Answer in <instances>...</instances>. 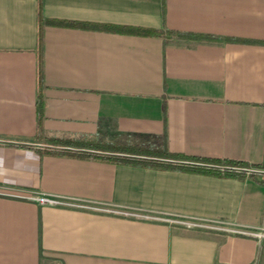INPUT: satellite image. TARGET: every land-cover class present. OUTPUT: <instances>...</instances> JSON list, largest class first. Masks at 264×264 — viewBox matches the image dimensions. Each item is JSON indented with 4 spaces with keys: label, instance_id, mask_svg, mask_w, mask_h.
<instances>
[{
    "label": "crops",
    "instance_id": "obj_1",
    "mask_svg": "<svg viewBox=\"0 0 264 264\" xmlns=\"http://www.w3.org/2000/svg\"><path fill=\"white\" fill-rule=\"evenodd\" d=\"M50 138L264 165V0H0V264H264V239L30 198L264 228L259 176L47 153Z\"/></svg>",
    "mask_w": 264,
    "mask_h": 264
},
{
    "label": "trees",
    "instance_id": "obj_2",
    "mask_svg": "<svg viewBox=\"0 0 264 264\" xmlns=\"http://www.w3.org/2000/svg\"><path fill=\"white\" fill-rule=\"evenodd\" d=\"M40 6V5H39ZM47 22L43 19L41 9L39 7V50H42L43 26ZM127 32L141 33L145 35H153L165 37L170 35L169 30H125ZM188 37L199 38L202 36L186 34ZM38 120L39 125L44 115V101L42 89L44 87L43 60L39 56L38 67ZM47 147L59 148L62 150L49 149L47 153H74L80 157L104 158L111 161L132 164L141 167H154L162 169H178L185 171H193L211 175H222L232 177H251L257 178L259 174H264V165H250L248 163L218 159V158H202L192 157L180 153L169 151L165 147H147L139 144H116L114 142H93V141H78L70 139L50 138L46 139Z\"/></svg>",
    "mask_w": 264,
    "mask_h": 264
},
{
    "label": "built area",
    "instance_id": "obj_3",
    "mask_svg": "<svg viewBox=\"0 0 264 264\" xmlns=\"http://www.w3.org/2000/svg\"><path fill=\"white\" fill-rule=\"evenodd\" d=\"M258 176L264 180V174H259ZM30 198L42 205L64 206L141 220L163 222L169 225L181 226L188 229H201L264 239V228H251L249 226L239 225L225 220H209L179 214L154 213L126 206H116L81 199L62 198L49 195H32Z\"/></svg>",
    "mask_w": 264,
    "mask_h": 264
},
{
    "label": "rangeland",
    "instance_id": "obj_4",
    "mask_svg": "<svg viewBox=\"0 0 264 264\" xmlns=\"http://www.w3.org/2000/svg\"><path fill=\"white\" fill-rule=\"evenodd\" d=\"M40 143H42V144H44V145L47 144V143H45V142H40ZM132 144H134V143H132ZM54 149H55V148H54ZM58 149H59V148H58ZM60 150H62V149H60Z\"/></svg>",
    "mask_w": 264,
    "mask_h": 264
}]
</instances>
